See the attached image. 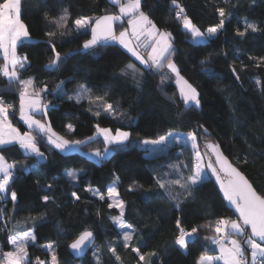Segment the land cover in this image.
Masks as SVG:
<instances>
[{
	"label": "trees",
	"instance_id": "16d2710c",
	"mask_svg": "<svg viewBox=\"0 0 264 264\" xmlns=\"http://www.w3.org/2000/svg\"><path fill=\"white\" fill-rule=\"evenodd\" d=\"M177 3L202 32L219 23L217 8L226 12L224 29L207 42L197 43L182 28L176 17L178 9L171 0H141L142 11L159 29L172 34L175 51L170 59L200 93V109H186L174 74L169 73L166 64L160 70L148 69L117 43L94 51L82 49L91 32L90 29L76 32L74 21L117 12V6L104 0H23L21 19L29 29L30 39L17 46L18 55L28 58L18 79L33 78V90L48 105L47 114L41 115L43 120L55 133L71 141L92 135L96 125L113 131L127 130L132 141L111 144V154L100 161L88 158L82 151L61 152L47 143L46 136L23 123L18 80L9 83L0 73V95L6 104L12 105L10 121L23 132L32 131L45 156L41 160L25 153L19 144L0 146V154L15 164L9 191L0 200L1 253L11 249L8 240L12 234L30 229L36 237L28 245L31 264H35L37 257L50 261L47 244L53 245L59 264H196L200 255L217 253L206 237L214 235L217 218L236 219V215L215 180L209 174L187 200L183 189L173 186L172 194H179L177 209L156 179L164 173H168L165 179L179 178L169 165L194 163L191 148L175 145L148 157L140 146L143 139H157L169 131H196L201 146L205 140L218 143L228 160L264 195V63L257 59L264 57V0H177ZM64 9L69 13L68 27L50 38L46 33L56 30L50 20ZM247 23L255 24L259 30L249 29L245 36H238L237 30L244 31ZM61 31L65 34L61 35ZM53 44L62 62L50 69L46 66L55 59ZM129 64L136 66V80L141 81V87L130 74L122 75ZM82 86L90 90L89 94L79 102L69 99ZM97 96L103 100H96ZM105 104H112L115 113H107ZM69 124L74 130L68 129ZM198 124H203L210 135L204 137L196 127ZM94 140L85 144L86 148L94 149ZM68 169L84 172L73 180L66 173ZM182 171L190 174L187 168ZM113 184L125 203L124 220L135 230L128 248L112 222L119 210L108 207L107 190ZM89 187L97 189L105 199L86 191ZM11 191L17 192L15 202L11 200ZM72 192L80 199L76 200ZM44 196L49 197L48 202H44ZM177 218L187 230L198 228L195 234L198 238L186 251L174 244ZM87 229L96 234V243L87 254L75 258L68 246ZM109 247L116 248L119 261ZM134 247L145 254V261H139L132 251ZM152 252L156 255H147Z\"/></svg>",
	"mask_w": 264,
	"mask_h": 264
},
{
	"label": "snow or ice",
	"instance_id": "6c2138e0",
	"mask_svg": "<svg viewBox=\"0 0 264 264\" xmlns=\"http://www.w3.org/2000/svg\"><path fill=\"white\" fill-rule=\"evenodd\" d=\"M114 6L119 8L118 14H105L98 17H88L76 19L74 21L75 31L85 32L90 28L91 38L84 41L82 45L83 50L94 51L99 47H107L112 43H118L123 48L127 49L141 64L146 65L148 69H162L165 64L169 73L174 74L176 83L179 85L180 98L185 105L186 109L195 107L200 109L201 100L200 93L195 87L192 86L181 74L180 69L175 62L170 59L173 52L171 39L172 34L167 31H161L157 28L152 19L149 18L144 11H142L141 0H109ZM171 3L176 6L178 11L176 17L182 22L183 29L189 33L192 39L197 43H205L212 37L216 36L219 31L224 29L226 20L225 9L219 7L216 9L220 19L219 23L215 26L207 29V36L199 27L192 22V20L185 14V9L181 7L177 0H171ZM23 8V0H3L0 3V51L3 52V65H0V73L7 77L9 83L18 80L20 85L19 92V112L20 119L24 121L29 129L47 137V143L59 149L61 152H66L76 146L84 144L85 141L73 140L69 141L61 136H58L51 128L50 124L42 123L33 117V113L43 112L46 115V109L48 105L41 103L40 93L31 90L34 85L33 78L26 80H19L18 74L21 69H25V63L27 62V56L20 57L17 55V46L22 42L30 38V33L27 25L21 19ZM47 18V13H45ZM127 18V24L131 29L117 31L114 25L117 22L122 21L123 18ZM69 13L67 9H64L57 17H52L50 23L55 25L54 31L47 32L46 35L54 37L57 31L61 29H67L68 27ZM257 32L259 29L253 23H247L244 31L237 30L238 36H245L248 30ZM61 35L65 33L60 32ZM143 37V41L141 38ZM133 39L138 43L133 44ZM143 45L145 48H150L151 51L146 55H142L138 48ZM52 51L55 52V59H53L46 67L55 69L58 64L62 62L61 54L56 51L55 45H52ZM68 54H65V57ZM259 62L264 63V57L257 58ZM203 64L204 61H201ZM259 66V63L257 64ZM11 68V70H9ZM127 69L131 71L132 79L136 82L138 87H141V81L136 80V66L129 64ZM122 72V75L128 76L129 71ZM236 70L233 69L235 74ZM167 75V74H166ZM211 75V70H209ZM236 79L239 80V76L236 75ZM164 77L161 79L163 84ZM259 83V81H257ZM88 89L82 86L81 92L78 93L77 102L82 95L89 94ZM72 99V97H69ZM89 99L92 97L89 95ZM96 100H103V97L97 96ZM11 104H6L0 99V146H7L13 144H19L20 148L25 153L34 154L41 160L45 159L44 153L37 146V138L32 134V131L21 134L19 130L12 126L9 120V108ZM104 110L109 114H114L115 109L112 104H105ZM99 115V113H96ZM199 130H202L203 136L210 135L208 129L203 124L196 126ZM70 131L74 130L72 125H68ZM96 130L99 135L104 138L106 145H123L129 140L131 135L128 131H122L117 129L115 134L109 128H101L96 125ZM179 134L173 135L169 133L168 136H161L158 140L143 141L144 144H165L169 137H171L175 143L179 144ZM89 137L88 140H91ZM186 141L191 143L192 152L194 155V163L191 165H169L179 178L177 179H165L168 173H164L161 177L156 179L158 187L167 193L169 201L175 202L174 207L179 209L180 201L178 195H173L170 189L173 186H179L186 193L185 200L193 197V193L198 190V186L202 184L204 180V164L203 157L199 151L198 135L196 131L190 132L186 136ZM207 154L209 156H215L213 161L209 158L207 168L211 170L212 175L216 177L219 183L220 190L223 192L224 199L228 202L229 206L234 208L236 219L230 218H217L215 220V227L213 229L214 235L212 237H206L210 239L211 243L216 245L219 249V255L215 257L201 255L196 264H215V261H222V264H264V195L258 194L252 183L245 177V175L228 160V158L222 152L218 143L210 140H205L204 144ZM109 149L105 148L104 153ZM99 149L94 153L95 156L104 155ZM245 163L247 161H244ZM15 168V164L8 163L3 155H0V200L5 199L8 191L9 184L13 178L12 169ZM189 169L188 175L183 174L182 169ZM223 173V176H221ZM67 175L75 180L77 173L68 172ZM51 188V185H48ZM131 190V187L130 189ZM86 191L92 192L93 195H99L101 200L105 199L103 194H99L91 189L87 188ZM11 200L15 202L17 200V192L11 191ZM72 196L79 200L80 197L76 192H72ZM119 193L116 187H109L107 190V197L112 201L108 204L109 208H118L119 216L112 217V222L122 230L123 245L125 248L130 246V241L133 239L132 226L127 224L124 220L125 203L123 200L118 199ZM44 202H48L49 197H43ZM2 215V212H0ZM211 223V222H209ZM6 226V225H5ZM205 225L203 227H207ZM176 228L178 229V235L175 237L174 244L179 246L182 250H187L190 243L195 242L198 238L195 234L198 232L197 227H192L191 230H187L182 226L180 218L176 219ZM250 229V232L248 231ZM235 237H241L237 239ZM36 240L35 235L31 231L23 232L21 235H13L9 237L8 242L13 246V250L3 252L0 257V264H31L28 245L29 242L34 243ZM94 243V236L91 231L85 230L79 234V236L70 244V248L77 254L81 253L85 247ZM246 246V248L244 246ZM47 250L51 251L52 244L45 246ZM132 251L137 254L139 261L143 262L146 259L145 254L140 253L138 247L132 248ZM111 252L117 261L120 260L119 255L116 254L115 247H109ZM148 256H155L156 253H148ZM36 264H46L44 260L39 257L36 258ZM48 264H59L55 254H52L50 262Z\"/></svg>",
	"mask_w": 264,
	"mask_h": 264
},
{
	"label": "rangeland",
	"instance_id": "374dc122",
	"mask_svg": "<svg viewBox=\"0 0 264 264\" xmlns=\"http://www.w3.org/2000/svg\"><path fill=\"white\" fill-rule=\"evenodd\" d=\"M108 2H109V0H108ZM119 13V8L117 9V12H110V13H106V14H118ZM94 18V17H93ZM114 27H115V29H116V31H117V34L120 32V31H123V30H125V29H128V31L129 32H131V29L129 28V25L127 24V18L125 17V18H123L122 19V21H120V22H117L115 25H114ZM158 28V27H157ZM182 28H183V26H182ZM90 29V28H89ZM161 30V29H160ZM161 31H164V30H161ZM91 32V31H90ZM202 32V31H201ZM204 34H205V36H207V30H206V32H203ZM190 39L193 41V42H195L193 39H192V37H191V35H190ZM141 40L143 41V37L141 38ZM138 42L136 41V40H134L133 39V44H137ZM171 43H172V41H171ZM118 44V43H117ZM127 50V49H126ZM138 51H140L141 52V54L142 55H146L147 54V52H149V51H151V49L150 48H145L143 45H141L139 48H138ZM130 53V52H129ZM131 54V53H130ZM134 57V56H133ZM135 58V57H134ZM136 59V58H135ZM138 61V60H137ZM128 70V69H127ZM129 71V74L132 76V74H131V71L130 70H128ZM184 77V76H183ZM174 82H175V84L177 85V83H176V78H175V75H174ZM177 87H178V89H179V85H177ZM81 92V90H77V91H75V92H73L71 95H70V97H72L73 99H75V100H77V96H78V93H80ZM86 95H82V96H80L79 97V99L80 98H84ZM41 103H42V100H41ZM42 104H45V103H42ZM45 105H47V104H45ZM48 108V107H47ZM47 110V109H46ZM45 110V111H46ZM37 114H40L39 116H37ZM43 114V112H36L35 113V115H33V117L35 118V119H37V120H40L42 123H45L44 122V120H43V118H42V115ZM23 121V120H22ZM23 123H24V121H23ZM25 125H27L26 123H24ZM13 127H15V128H17L18 130H19V132L21 133V134H23V133H25V132H23L22 130H20L16 125H12ZM28 126V125H27ZM101 128H107V127H103V126H100ZM110 129V128H109ZM112 130V129H111ZM121 130V129H120ZM122 131H127V130H122ZM129 132V131H128ZM112 133L113 134H115V131H113L112 130ZM169 133H172L174 136L175 135H177V134H179V136H178V138L180 139V143L179 144H177V143H175L174 142V140L171 138V137H169V139H168V141L165 143V144H144L143 143V141H145V140H148V141H153V140H158L159 138H157V139H143V141H141V143H140V146L143 148V149H145V154H146V156H148V157H151V156H155V155H157V154H160V153H163V152H166V151H168L169 150V148H171V147H173V146H175V145H177V146H189L190 148H191V143L190 142H187L186 141V136H187V134L188 133H190V132H180V131H169L167 134H165V135H163V136H168V134ZM57 134V133H56ZM58 136H61V135H59V134H57ZM61 137H63V136H61ZM89 137H92V139H95L94 141H93V145L92 146H94V149H91V148H86V146H85V144H87L89 141H91V140H88V138ZM64 139H67V138H65V137H63ZM68 140V139H67ZM76 140H80V141H85V143L84 144H81V145H79V146H76V147H74V148H72V149H70V150H68V151H66V152H71V151H82L83 152V154L85 155V156H87L88 158H91V159H93V160H95V161H100L101 159H103V158H105V157H108L110 154H111V147H110V145L111 144H108V145H106L105 143H104V138H103V136L102 135H99L98 133H97V130H95V132L92 134V135H90V136H87V137H85V138H83V139H76ZM69 141H71V140H69ZM128 141H132V139H131V135H130V137H129V140ZM127 142V141H126ZM198 145H199V151H200V153H201V155H202V157H203V164H204V173H203V176H204V178H206L207 176H209V174H210V172H209V169L207 168V163H208V160H209V158H211L212 159V156L210 157L209 156V154H207V150L205 149V147L204 146H201L200 145V143L198 142ZM52 146V145H51ZM105 148H108L109 149V151L108 152H106V153H104V149ZM97 149H99L102 153H104V155H102V156H95L94 155V153H95V151L97 150ZM191 150H192V148H191ZM194 156V155H193ZM68 172H75V173H77V175H79V174H81V173H83L84 172V170L83 169H68L67 171H66V173H68ZM69 177V176H68ZM116 187V185L115 184H113V185H110L109 187ZM117 189V188H116ZM93 191H95V192H98L99 194H101L97 189H92ZM118 199H120L119 198V196H118ZM110 200V199H109ZM121 200V199H120ZM112 201L110 200V203H111ZM118 209V208H117ZM119 210V209H118ZM119 216V215H118ZM127 223V222H126ZM127 224H129V223H127ZM130 225V224H129ZM117 227V226H116ZM118 228V227H117ZM132 229H133V227H132ZM118 230H119V232H120V234H121V232H122V230L121 229H119L118 228ZM214 232V231H213ZM133 234H134V232H133ZM121 237H122V239H123V236H122V234H121ZM235 238H237V237H235ZM238 239V238H237ZM130 243V242H129ZM48 245V244H47ZM215 248H216V250H217V253H215V254H218L219 255V249H218V247L215 245L214 246ZM50 253H51V255H50V260H51V256H52V254H53V249L50 251ZM206 255H209V254H206ZM218 255H209V256H211V257H215V256H218Z\"/></svg>",
	"mask_w": 264,
	"mask_h": 264
},
{
	"label": "water",
	"instance_id": "95a60500",
	"mask_svg": "<svg viewBox=\"0 0 264 264\" xmlns=\"http://www.w3.org/2000/svg\"><path fill=\"white\" fill-rule=\"evenodd\" d=\"M234 166V165H233ZM210 171V176L215 180V182L217 183V185H218V187H219V189H220V186H219V183L217 182V180H216V177L214 176V175H212V173H211V170H209ZM223 174V173H222ZM221 191V190H220ZM221 193H222V196H223V192L221 191ZM259 194V193H258ZM227 202V201H226ZM228 203V202H227ZM229 205V204H228ZM233 210H234V208H233ZM234 212H235V210H234ZM88 231H91L92 233H93V236H94V243L93 244H89L87 247H85L84 248V250L81 252V253H79V254H77V253H75L69 246H70V244L72 243V242H74V240L79 236H77L70 244H69V246H68V249H69V252L75 257V258H80V257H82V256H84L85 254H87V252L95 245V243H96V240H97V237H96V234L92 231V230H90V229H87ZM85 231V230H84ZM249 232H250V229L248 230ZM83 232V231H82ZM81 232V233H82Z\"/></svg>",
	"mask_w": 264,
	"mask_h": 264
},
{
	"label": "crops",
	"instance_id": "0c3cea01",
	"mask_svg": "<svg viewBox=\"0 0 264 264\" xmlns=\"http://www.w3.org/2000/svg\"><path fill=\"white\" fill-rule=\"evenodd\" d=\"M104 1H107L108 2V0H104ZM30 39V38H29ZM28 39V40H29ZM17 55H18V53H17ZM18 56H20V55H18ZM20 57H22V56H20ZM3 63H4V59H3V52L2 51H0V65H3ZM9 70H11V68L9 69ZM2 76H3V74H2ZM5 77V76H4ZM7 78V77H6ZM8 79V78H7ZM29 79V78H28ZM26 80V79H25ZM31 90H33V88L32 89H30V91ZM41 97V96H40ZM41 100H42V98H41ZM42 103H44V102H42ZM33 115H35V113H33ZM10 120V119H9ZM11 122V121H10ZM45 122V124H48L46 121H44ZM11 124L12 125H14L12 122H11ZM23 150V149H22ZM24 151V150H23ZM1 155V154H0ZM5 160H6V158H5ZM8 163H10V164H12L11 162H9L8 160H6ZM26 231H31V232H33V230H26ZM26 231H23V232H26ZM23 232H20V233H16V234H12V236L13 235H16V236H18V235H21ZM33 234H34V232H33ZM35 235V234H34ZM32 242H29V244H31ZM10 250H13V246L11 245V249ZM9 250V251H10ZM184 251H186V250H184ZM202 255H204V256H209V255H218V254H215V253H211V254H209V255H206V254H202ZM201 256V255H200ZM199 256V257H200ZM198 257V258H199ZM30 258V257H29ZM219 263H221L222 264V261H215V264H219Z\"/></svg>",
	"mask_w": 264,
	"mask_h": 264
},
{
	"label": "built area",
	"instance_id": "2783aa9c",
	"mask_svg": "<svg viewBox=\"0 0 264 264\" xmlns=\"http://www.w3.org/2000/svg\"><path fill=\"white\" fill-rule=\"evenodd\" d=\"M0 99L4 100V98H3L2 95H0ZM12 172H13V175H14V171H12ZM214 227H215V224H214V226H213V229H214ZM2 254H3V253L0 252V257H2ZM40 259H41V260H44V261L46 262V264H48V262H50L49 259L46 258V257H44V258H40ZM34 263L36 264V258L34 259Z\"/></svg>",
	"mask_w": 264,
	"mask_h": 264
}]
</instances>
